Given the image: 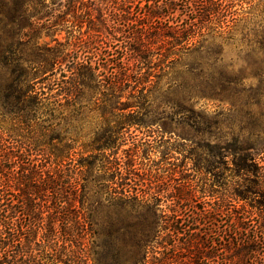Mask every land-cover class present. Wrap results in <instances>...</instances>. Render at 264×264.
Wrapping results in <instances>:
<instances>
[{
	"label": "rangeland",
	"instance_id": "374dc122",
	"mask_svg": "<svg viewBox=\"0 0 264 264\" xmlns=\"http://www.w3.org/2000/svg\"><path fill=\"white\" fill-rule=\"evenodd\" d=\"M113 2L118 6L117 0H23L21 35L25 58L33 63L29 83L33 108L24 112L23 119L0 112V125L18 134V144L29 150L26 157L38 158L55 171L60 165L70 177L67 183L76 182L78 168L85 171L91 204L106 196L103 187H97L110 183L98 168L106 157L126 162L135 154L136 171L130 183L147 193L156 221H161L151 232L157 237L150 243L147 261L173 252L166 264H182L185 259L187 264H212L211 259L193 257L185 250L170 251V245L200 242L199 249L206 255L211 241L204 234L210 233V223L203 214L211 217L214 208L221 216L219 226L239 223L248 230L264 226V185L259 181L256 186L255 177H238L232 156L239 146L256 145L254 165L264 175V101L238 106L243 109L240 113L212 96L174 106L183 98L181 93L170 94L173 75L183 65L198 62L200 55H181L182 62L172 70V60L180 57H164L168 47L162 48L161 56L154 55L150 82L141 93H134L132 86L104 87L106 75L99 72L95 76L101 82L95 88L75 89L72 70L75 61L83 59L79 43L86 42L91 52L96 37H105L109 27H117L114 18H107ZM178 5L183 9L184 3ZM229 13L228 20L232 15L238 18L231 29L234 39L225 43L211 39V70L239 69L249 39L264 22V0H232ZM47 60L53 64L46 70ZM251 84L254 80L246 81ZM106 215L104 207L95 214L99 233L104 232L101 221ZM173 221L178 226L171 225ZM135 235L140 237L143 231L139 228ZM131 236L126 235L127 246L134 243ZM188 257L193 258L188 262ZM126 259L132 261L129 255ZM88 264L95 262L89 259Z\"/></svg>",
	"mask_w": 264,
	"mask_h": 264
},
{
	"label": "trees",
	"instance_id": "16d2710c",
	"mask_svg": "<svg viewBox=\"0 0 264 264\" xmlns=\"http://www.w3.org/2000/svg\"><path fill=\"white\" fill-rule=\"evenodd\" d=\"M117 1L118 6L113 2L107 15L114 18L117 27H109L110 34L105 37H96L91 52L87 51L86 42L79 43L83 59L76 60L72 70L75 89L95 88L101 82L95 76L99 72V76L106 75L104 87L132 86L134 93H141L150 82L154 55L161 56L162 48L168 47L164 57H180L172 60V70L182 62V56L200 55L198 62L183 65L173 75L170 94L181 93L183 98L174 106L212 96L229 102L230 110L240 113L243 105L264 101V22L249 39L238 70L230 71L233 66L211 70V39L223 43L234 39L231 29L238 18L232 15L227 19L232 0ZM180 2L185 11L179 8ZM22 5L23 0H0V112L17 119H23L24 112L33 108L34 97L29 86L33 63L25 58L21 35ZM107 18L104 21L110 23ZM99 48L106 51L100 53ZM44 64L47 70L53 62L47 60ZM249 79L255 85L247 86ZM17 136L0 125V264H88L89 259L95 264L149 263L148 248L157 237L151 236V232L161 221H156L157 214L147 193L130 183L136 171L135 154L128 156L126 162L106 157L98 168L110 183L97 184L106 196L91 204L85 171L78 168L76 182L67 183L70 177L60 165L55 171V167L44 165L38 158L26 157L29 150L18 144ZM257 150L256 145L239 146L232 156L238 177H255L259 187L260 182L264 185V175L254 165ZM103 207L107 215L101 221L104 232L99 233L94 218ZM218 216L221 217L215 208L211 217L203 214L210 223V233L204 234L211 241V251L206 255L199 249L200 242L198 246L191 241L172 244L170 251L185 250L193 257L211 259L212 264H264V226L249 230L239 223L219 226ZM175 223L178 222L171 225ZM192 227L193 224L189 229ZM139 228L143 235L135 237ZM173 233L179 231L174 229ZM127 234L134 241L129 246L125 243ZM194 235L195 232L191 233L190 238ZM172 253L149 264H166L173 258ZM127 255L132 261L126 259ZM193 257H188V262ZM182 264H187L186 259Z\"/></svg>",
	"mask_w": 264,
	"mask_h": 264
}]
</instances>
